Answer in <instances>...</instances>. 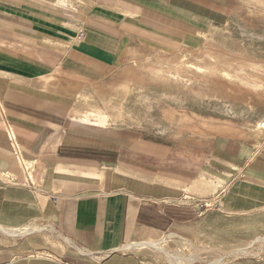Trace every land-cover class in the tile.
<instances>
[{
  "label": "crops",
  "instance_id": "obj_1",
  "mask_svg": "<svg viewBox=\"0 0 264 264\" xmlns=\"http://www.w3.org/2000/svg\"><path fill=\"white\" fill-rule=\"evenodd\" d=\"M226 1L0 0V264H159L141 252L212 216L223 187L264 186V139L156 137L105 102L123 64L222 26ZM184 246L168 262L192 261Z\"/></svg>",
  "mask_w": 264,
  "mask_h": 264
},
{
  "label": "rangeland",
  "instance_id": "obj_2",
  "mask_svg": "<svg viewBox=\"0 0 264 264\" xmlns=\"http://www.w3.org/2000/svg\"><path fill=\"white\" fill-rule=\"evenodd\" d=\"M233 4V14L222 26L187 33L186 47L165 56L155 52L153 63H146L145 55L138 58L142 63L123 64V79H112V74L105 87V102L122 103L123 113L141 122L144 133L156 137L195 135L194 121L167 128L168 111L162 107L170 103L210 122L229 123L230 130L213 132L207 128L204 137L219 134L253 143L243 134L249 127L264 124V0H234ZM179 52L185 54L188 63L180 61ZM192 63L202 70L190 68ZM120 83L122 90L118 92ZM217 201L221 207L216 209L213 204V215L208 219L180 232L173 229L163 233L154 240L163 239L152 248L158 251L141 253L151 262L180 264L168 262V252L186 244L196 249L198 258L184 264L232 263L245 258L264 262V186L233 182L220 190ZM173 231L179 237H171L177 235H172Z\"/></svg>",
  "mask_w": 264,
  "mask_h": 264
},
{
  "label": "bare ground",
  "instance_id": "obj_3",
  "mask_svg": "<svg viewBox=\"0 0 264 264\" xmlns=\"http://www.w3.org/2000/svg\"><path fill=\"white\" fill-rule=\"evenodd\" d=\"M132 51L137 53L136 49H133ZM177 54L181 58L180 61L188 63V61L185 59V54L183 52H179ZM189 63H191V62L189 61ZM189 67L196 69L198 71L202 70V67L200 65L195 64V63H192L191 65H189ZM223 73L226 75H229V73L225 70H223ZM170 105H172V104L169 103L167 105H164L163 106L164 108L162 107V109H167L166 111H168L167 117L165 120H167L170 125H173L174 123H178L179 121H182V122L183 121L184 122H193L194 121V122H196V124H195L196 127L194 128V131H202L203 132L207 128L212 129L211 131H213V132H224V131L230 130V126H229V123L227 121L210 122L209 120L202 118L200 116V114H197L194 111H191L190 109H188L186 107H181V106H178L176 104L173 106H170ZM103 119H105V117H103ZM247 132H244L243 135L250 137V139H252L254 141L253 144L255 146H258L261 143V139L264 138V124H258V125H254L252 127H249ZM188 247H189V245H187V248ZM188 249H190L192 251L193 259L198 258L197 256H195L197 254V252L194 251V250H196L194 247L192 249L189 247Z\"/></svg>",
  "mask_w": 264,
  "mask_h": 264
},
{
  "label": "built area",
  "instance_id": "obj_4",
  "mask_svg": "<svg viewBox=\"0 0 264 264\" xmlns=\"http://www.w3.org/2000/svg\"><path fill=\"white\" fill-rule=\"evenodd\" d=\"M79 35H82V33H80ZM216 205V204H215Z\"/></svg>",
  "mask_w": 264,
  "mask_h": 264
}]
</instances>
